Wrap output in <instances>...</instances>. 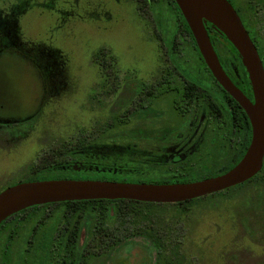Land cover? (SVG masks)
Instances as JSON below:
<instances>
[{
  "label": "rangeland",
  "instance_id": "374dc122",
  "mask_svg": "<svg viewBox=\"0 0 264 264\" xmlns=\"http://www.w3.org/2000/svg\"><path fill=\"white\" fill-rule=\"evenodd\" d=\"M236 2L264 66V0ZM180 19L170 0H0V191L27 180L63 146L101 134L115 114L132 112L119 127L130 129L143 96L135 87L160 75L166 55L173 59L168 47ZM214 41L230 53L220 36ZM178 42L189 59L184 74L204 83L191 40L184 35ZM44 176L39 180L110 177L93 170ZM224 194L197 200L185 212L149 208V220L167 235L172 264H264V168ZM137 206L145 224V206ZM127 240L134 244L121 247L114 261L145 264V234L134 230ZM104 242L89 244L96 255L90 264H112L105 251L98 255Z\"/></svg>",
  "mask_w": 264,
  "mask_h": 264
},
{
  "label": "trees",
  "instance_id": "16d2710c",
  "mask_svg": "<svg viewBox=\"0 0 264 264\" xmlns=\"http://www.w3.org/2000/svg\"><path fill=\"white\" fill-rule=\"evenodd\" d=\"M170 1L175 5L184 28L190 34L194 49L200 61L207 68L179 8L174 0ZM235 6L243 25L256 45L262 59L261 51L252 31L247 27L239 6L237 4ZM206 29L214 44V35L222 36L225 42L234 50L235 56H239L236 49L228 42L226 37L216 30L212 24L206 23ZM224 56L226 58L225 60H232L230 53ZM238 58L240 59V56ZM239 64L244 72L245 85L250 90L249 79L241 59L239 60ZM168 75L170 76V74ZM197 92L196 97L199 99V102L201 100L204 101V96L200 94V91ZM139 98L140 100L135 108L138 114H134L135 112L132 114L137 121L128 129L129 131L125 128L119 129V127L128 125L127 123L131 119L132 112L127 114V111H123L115 114L101 134L86 141H79L58 149L54 157L46 160L44 163H40L36 169H33L31 176H28V179L24 181L39 180L46 178V176L41 177L45 174L66 170H93L96 172H104L108 173L110 177H108L109 179L103 177V179L115 181L148 183L195 181L217 175L230 169L242 157L249 144L251 130L244 111L242 110V115L245 123L242 122V118L238 113L233 114L230 111H226V114H222L223 111L214 103L215 107H211L210 105L208 108L203 106V108L200 107L198 109L197 116L202 111L206 112V126L202 133L203 135L198 141L197 150L185 148L186 154L184 156H174L172 159H166L160 155L157 147H154V145H145V141L151 142L148 136L154 134V129L150 128V130H147L145 126H142V120L145 119L146 121L147 116H145L144 98L143 96ZM172 99L175 108L168 115L166 124H169V126L177 125L184 137V133L190 134L192 132L189 126L185 130H182V127L185 126L188 119L193 120L194 118L193 115L189 116V113H191V100L195 99V96L188 93L182 83L179 91L173 93ZM31 115L33 118L36 112ZM220 115L225 117L227 125L221 126L219 122ZM153 119L150 118V120ZM24 120H20L19 122ZM154 120L158 121L156 119ZM233 120L235 125H232ZM238 124L239 127H242L240 137H243V142L240 144L232 138L231 134V131L235 127L238 128ZM234 135L239 139L237 133H234ZM182 139L184 138L181 137L180 141H183ZM260 172L241 184L184 202L150 203L127 199L63 201L28 207L11 215L2 223L7 220L18 221L19 224L21 223V237L24 238L28 235L36 239L37 247L35 256L31 257L28 253H22L20 256L18 255V260H13L16 264H19L17 262H20V264H56L55 259L48 249V239L51 236L52 223L63 220H67L70 223L69 264H78V237L81 232H83L82 236L85 238V264H90L92 258H96V255L88 250L89 244L92 242L97 244L101 240L103 242L105 241L103 245L104 250L98 254L101 256V252L105 251L103 254L107 259L112 260V264H125L124 260H116L115 262L114 257L121 247H130L134 244L131 240H127V234L134 232V230L145 234L146 242L145 246H142L145 249V264H172V258L175 256L173 253L170 254L166 251L167 235L149 220V208L152 205L160 204L174 205L179 212H185L197 200L217 194L225 195L224 193L230 189L251 182ZM55 178L61 177L56 176ZM137 205L145 206V224L144 222L140 223L138 221V216L142 215L144 210H141ZM106 236L108 237V242L105 240ZM22 238L21 241L24 243L25 241Z\"/></svg>",
  "mask_w": 264,
  "mask_h": 264
},
{
  "label": "water",
  "instance_id": "95a60500",
  "mask_svg": "<svg viewBox=\"0 0 264 264\" xmlns=\"http://www.w3.org/2000/svg\"><path fill=\"white\" fill-rule=\"evenodd\" d=\"M198 51L212 76L244 110L251 137L242 157L228 170L188 182L152 183L107 179H42L20 181L0 191V224L35 205L75 200L127 199L150 203H178L241 184L261 171L264 160V66L257 47L228 0H174ZM206 23L236 49L245 67L250 100L225 73L214 50Z\"/></svg>",
  "mask_w": 264,
  "mask_h": 264
},
{
  "label": "flooded vegetation",
  "instance_id": "af4514ba",
  "mask_svg": "<svg viewBox=\"0 0 264 264\" xmlns=\"http://www.w3.org/2000/svg\"><path fill=\"white\" fill-rule=\"evenodd\" d=\"M228 1L236 10V0ZM179 21V27L176 29V34L173 37L170 47H168L171 51L173 59H170V57L166 55L168 63L164 64V61L160 62L158 68L161 71L160 75L156 78H152V80L145 81V83H142L140 87H135L138 93L143 92V98L145 101L144 110L145 116H147L145 127L147 130H150V128L154 129V134L148 136V139H151V142L145 141V145H154V147H157L160 151V155L166 159H172L174 156H184L186 154L185 148L191 150L197 148V144H199L198 141L203 135L202 133L206 126V112L202 111L200 112V115L197 116L198 109L200 107L203 108L204 106L208 108L210 105L211 107H215L214 103H216V105L220 107V110L223 111L222 114H226V111H230L233 114L238 113V115L242 118V122L245 123L242 115V107L232 96H230L227 91L222 88V86L212 76L209 69L204 67L194 49V46L191 47V50L195 54V60H197L198 65H200V67L202 66L201 69L200 67L199 69L202 70L203 68V78L205 81L200 84L192 81L184 74L183 69H185V64L188 65L187 62L189 59L187 58L186 62V58L181 56L183 47L178 46V41L179 37L183 40L184 35L187 36L191 42L192 39L190 34L184 28L181 19ZM220 38L225 42L222 36H220ZM211 42L225 73L244 93V95L252 100L251 90H248L245 85V76L244 72L240 68L239 56L236 57L234 50L230 46L226 45L230 51V55H232V60H225L226 58L224 54L218 46L214 44L212 39ZM181 57L183 61L181 60ZM168 74H170V76ZM182 83L188 93L195 96V99H192L193 101L191 100V113H189V116L193 115L194 118L193 120L188 119L185 126L182 127V130H185L189 126L192 132L190 134L184 133V137L177 125L169 126V124H166L168 115H170L171 111L175 108L172 95L175 91H179ZM197 91H200V94L204 96V101L201 100L202 102H199V99L196 97V93H198ZM150 118H154L158 121H155L154 119L150 120ZM219 122L221 123V126H224L225 124L227 125L226 119L223 115H220ZM233 124L235 125L234 120L232 125ZM241 130L242 127H239L238 124V128L235 127V129L231 131L232 138L235 141L237 140L238 144L243 142V137H240ZM234 133L239 135V139L235 137ZM181 137L185 140L182 139L183 141H180ZM172 150L175 152L171 153L173 152ZM181 152L182 155L180 154ZM20 224L18 221L7 220L0 226V264H16L13 260H18V255L20 256L22 253H28L31 257L35 256L37 247L36 239L28 235L22 238L20 235L22 231ZM69 225L70 223L67 220L52 223L50 232L51 236L48 239V249L52 257L55 259L56 264H69ZM82 233L83 232H81L78 237V264H85V238L82 236ZM21 238L25 241L24 243L21 241ZM18 252L19 254H17ZM17 263L20 264V262Z\"/></svg>",
  "mask_w": 264,
  "mask_h": 264
}]
</instances>
